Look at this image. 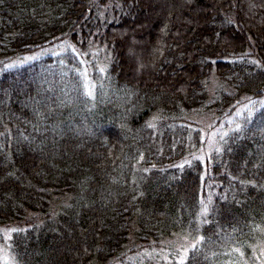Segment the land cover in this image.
Here are the masks:
<instances>
[{
  "label": "trees",
  "instance_id": "trees-1",
  "mask_svg": "<svg viewBox=\"0 0 264 264\" xmlns=\"http://www.w3.org/2000/svg\"><path fill=\"white\" fill-rule=\"evenodd\" d=\"M53 42L0 72L12 264H112L178 235L195 248L171 264H258L264 0H0V63ZM248 100L200 157L197 119Z\"/></svg>",
  "mask_w": 264,
  "mask_h": 264
},
{
  "label": "rangeland",
  "instance_id": "rangeland-1",
  "mask_svg": "<svg viewBox=\"0 0 264 264\" xmlns=\"http://www.w3.org/2000/svg\"><path fill=\"white\" fill-rule=\"evenodd\" d=\"M96 1V0H95ZM145 1V0H144ZM160 2L161 0H157ZM151 4V1H150ZM110 10V9H109ZM108 10V11H109ZM107 11V12H108ZM105 12L104 15L107 13ZM112 16L113 15L109 13ZM147 31L144 33V37L147 35ZM93 46V45H92ZM62 49L61 42H53L37 48L33 52L26 54L19 58H13L6 61H2L0 63V72L7 70L9 68H13L16 66H20L22 64L28 63L34 59L47 55L49 53H55ZM106 52H103L105 55ZM127 55L137 62V54L131 49L127 51ZM6 65H11L10 67H6ZM215 83V79L211 78L208 83L209 92L212 90V86ZM88 89V88H87ZM260 101L264 102V97L260 99ZM252 101H245L244 103L239 104L231 114L222 119L218 123H214V120L208 118L207 116H203L197 119L198 122L201 123V134L204 144L202 146L200 157H203L206 153H208L211 149L216 148L218 141L221 137L226 133V131L232 126H235V122L238 116L241 113L249 108ZM227 124L228 126L224 129L223 125ZM1 225V224H0ZM13 229L11 226H0V264H12L11 258H9L7 252V240L10 236V230ZM195 239H188L185 236H174L171 239H166L165 241H161L159 246H150V247H142L136 253H130L129 256L123 260L118 261L115 260L112 264H171L174 261L181 260L182 250L188 249L195 243ZM259 250H255V256L258 259V264H264V246H259ZM90 264H97V262H91Z\"/></svg>",
  "mask_w": 264,
  "mask_h": 264
},
{
  "label": "snow or ice",
  "instance_id": "snow-or-ice-1",
  "mask_svg": "<svg viewBox=\"0 0 264 264\" xmlns=\"http://www.w3.org/2000/svg\"><path fill=\"white\" fill-rule=\"evenodd\" d=\"M255 63H259L256 61ZM11 65H6V67H10ZM103 70V69H102ZM89 95H91V92H89ZM10 231H18L17 229H11ZM8 238V237H6ZM200 239H203V237H200ZM191 247L195 248V244H193ZM187 249L182 250V255H181V261L183 262L185 259H187Z\"/></svg>",
  "mask_w": 264,
  "mask_h": 264
}]
</instances>
